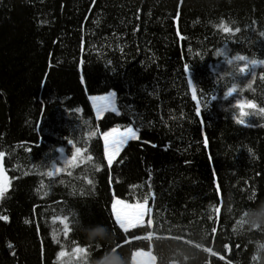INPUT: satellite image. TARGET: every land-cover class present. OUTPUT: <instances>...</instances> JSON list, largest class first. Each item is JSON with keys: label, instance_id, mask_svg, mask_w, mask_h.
Here are the masks:
<instances>
[{"label": "trees", "instance_id": "trees-1", "mask_svg": "<svg viewBox=\"0 0 264 264\" xmlns=\"http://www.w3.org/2000/svg\"><path fill=\"white\" fill-rule=\"evenodd\" d=\"M0 153V264H264V0H0Z\"/></svg>", "mask_w": 264, "mask_h": 264}, {"label": "rangeland", "instance_id": "rangeland-1", "mask_svg": "<svg viewBox=\"0 0 264 264\" xmlns=\"http://www.w3.org/2000/svg\"><path fill=\"white\" fill-rule=\"evenodd\" d=\"M109 92L113 93L111 98L108 97ZM109 92H107L105 94H101V95H96V96L89 98V102H90L92 111H93L96 119L100 118L103 114H105L107 112L117 113L115 94L112 91H109ZM95 97L96 98L104 97L105 101H108L109 99L111 100L110 107L107 110H105L104 112H102L99 117L96 116V111L94 108V104L99 103L98 100H93ZM123 129L117 128L118 131H122ZM110 130H108V131H110ZM137 136H138V134H137ZM101 139H102V144H103V149H104L103 134L101 135ZM130 141H134V140H130ZM124 146L121 148V150L124 148ZM121 150H120V152H121ZM118 154H117V156H118ZM104 156H105V154H104ZM116 157H114L113 160H115ZM105 160H106V157H105ZM5 183L8 185V180L6 177H5ZM0 191H3V181L2 180H0ZM111 211H112V217H113L116 225L119 228H121L123 231H129L135 227L143 225L145 223L146 216H147V207H146L145 203H128V202H125L122 200L113 199L112 205H111ZM131 263L132 264H155V260L149 251H136L132 255V262Z\"/></svg>", "mask_w": 264, "mask_h": 264}, {"label": "snow or ice", "instance_id": "snow-or-ice-1", "mask_svg": "<svg viewBox=\"0 0 264 264\" xmlns=\"http://www.w3.org/2000/svg\"><path fill=\"white\" fill-rule=\"evenodd\" d=\"M185 71H188V69L186 68ZM190 87H191V85H190ZM112 95H113V93H111V92L108 93L109 98H111ZM226 95H227V93H226ZM93 100L99 101V103L94 104V108H95L97 117H99L101 115V113L104 112L105 110H107L111 105V100L109 99L108 101H105L104 97H99V98L95 97ZM236 107H238V108L243 107V104L240 102H237ZM75 111L79 112L80 109L77 108V109H75ZM197 114L200 115L199 107H197ZM244 115H245V113L241 112V117H243ZM236 123L241 124L242 120L238 119V120H236ZM138 131H139V129L134 130L133 127L128 126V127H125L122 131H118L117 128H112L110 131H107L103 134L104 154H105L106 161H107L108 165H111L113 163L114 157L117 156V154L120 152L121 148L128 141L138 139V136H137ZM68 143L71 144L72 142L69 140ZM61 151H62V149H61ZM0 155H2V153H0ZM0 180L3 181V191L0 192V197H3L4 192L7 188V184L5 183V176H4V172H3L2 168H0ZM149 191H151V190H149ZM8 219L9 218L7 216H0V221H4L5 223L8 221ZM25 223L27 224L28 221L25 220ZM7 246L10 249L12 248V245L10 243Z\"/></svg>", "mask_w": 264, "mask_h": 264}, {"label": "water", "instance_id": "water-1", "mask_svg": "<svg viewBox=\"0 0 264 264\" xmlns=\"http://www.w3.org/2000/svg\"><path fill=\"white\" fill-rule=\"evenodd\" d=\"M147 238H150L149 236Z\"/></svg>", "mask_w": 264, "mask_h": 264}]
</instances>
